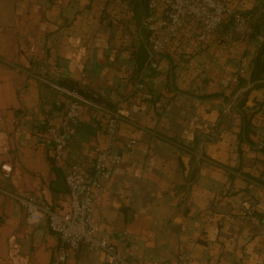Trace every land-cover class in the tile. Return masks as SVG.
<instances>
[{"label": "crops", "instance_id": "obj_1", "mask_svg": "<svg viewBox=\"0 0 264 264\" xmlns=\"http://www.w3.org/2000/svg\"><path fill=\"white\" fill-rule=\"evenodd\" d=\"M104 7L119 10L114 0H0V165H12L8 178L0 169V264L51 263L58 237L45 222L27 223L17 197L67 211L62 164L89 170L103 145V117L90 106L63 159L52 160L43 124L64 119L66 77L101 93L122 117L113 147L121 162L93 190V219L112 245L145 264H180L179 251L190 264H264V151L254 149L252 132L264 127V85L249 78L261 43L253 38L262 37L248 28L231 42L234 29L220 27L199 43L188 23L162 69L134 79L139 20L130 13L138 36L124 39L120 12L112 24L97 23ZM239 70L237 83L220 86ZM140 73L143 89L135 87ZM65 264L106 263L80 247Z\"/></svg>", "mask_w": 264, "mask_h": 264}, {"label": "built area", "instance_id": "obj_2", "mask_svg": "<svg viewBox=\"0 0 264 264\" xmlns=\"http://www.w3.org/2000/svg\"><path fill=\"white\" fill-rule=\"evenodd\" d=\"M229 15L233 16L237 31H247L245 17L231 5L230 0H146V11L139 19L140 28L148 35L141 38L147 43V58L141 71L162 69L161 58L166 52L176 50L177 35L186 24L195 25V40L206 43ZM241 73L239 70L230 78L219 79L220 86L225 88L237 83ZM146 81L148 78L140 73L135 87L143 89ZM61 89L69 96L64 119L59 123L51 120L44 123L53 145L54 159L58 162L63 159L64 149L75 134L82 113L90 106H94L95 113L103 117V145L96 149L90 172L79 164H62L68 195L67 211H57L32 195L17 197L24 208L25 221L30 224L45 222L58 237L55 258L50 264H65L71 253L80 247L101 256L106 264H145L134 259L132 253L126 255L112 245L109 235L101 233L98 222L93 219V190L109 179L121 162V155L113 152V147L122 117L115 108L93 102L75 90ZM252 132L254 149H264V127H255ZM134 143L131 139L124 148L130 149ZM0 169L2 177H10L12 165L9 161L2 162ZM17 257L18 244L13 241L9 245V258L15 261ZM177 259L180 264H190L192 257L190 253L179 251Z\"/></svg>", "mask_w": 264, "mask_h": 264}, {"label": "trees", "instance_id": "obj_3", "mask_svg": "<svg viewBox=\"0 0 264 264\" xmlns=\"http://www.w3.org/2000/svg\"><path fill=\"white\" fill-rule=\"evenodd\" d=\"M114 2H117V6L119 7L118 12H120V16L116 18L119 21V25L117 24V28L120 30L121 26V33L124 34V39H131V36L134 38V36L137 34V28L133 27L131 28V22H132V15L136 17V25L137 21L140 19V13H145L146 11V0H114ZM237 2V0H230V3ZM233 6V5H232ZM234 7V6H233ZM104 12H106L105 17L101 16L99 20H97V23L104 21L105 24L111 23L113 21V16L115 14H111L109 10H107L106 7H104ZM240 12V11H239ZM132 15H131V14ZM141 14V15H142ZM242 15H244L246 18V21L249 24V19H251V36L256 37L258 33L264 34V0H255L254 4L251 8L247 9L245 12H241ZM130 16V17H129ZM115 18V17H114ZM119 18L121 20H119ZM114 19V20H116ZM118 21H116L118 23ZM234 22V18L232 15L227 16L224 19V22L221 24V29H224L225 27L231 28L232 24ZM125 26V27H124ZM139 26V25H138ZM139 30L141 31L142 35L148 36L146 31L142 30L139 26ZM138 35H136L137 38ZM264 36V35H262ZM133 45H130L128 48L132 47ZM127 49V48H126ZM132 53L134 56L135 61V68L132 73V78L136 79L138 76V73L143 68V65L147 58V43L143 42L142 40H138V43L132 47ZM250 81L252 82H262L256 83L257 86L264 85V40H262V43L258 47V49L255 52V56L252 59L251 62V70H250ZM59 85H61L64 88H67L69 90H75L87 99L96 102V103H104L106 106L110 108H114L113 104L107 100L101 93L94 90L92 87L87 86L83 84L82 82L78 81L77 79L66 77L59 81ZM68 104V100L67 103ZM67 108V106H66ZM65 108V109H66ZM43 128L45 130V126L43 124ZM46 132V130H45ZM47 134V133H46ZM257 150V149H256ZM264 151V149L259 150ZM52 160L56 162L54 159V156H52ZM92 167V166H91ZM91 168L87 170L90 172Z\"/></svg>", "mask_w": 264, "mask_h": 264}, {"label": "rangeland", "instance_id": "obj_4", "mask_svg": "<svg viewBox=\"0 0 264 264\" xmlns=\"http://www.w3.org/2000/svg\"><path fill=\"white\" fill-rule=\"evenodd\" d=\"M254 2H255V0H237V2H234V3H232V5L234 6V8L237 10V11H240V12H245V11H247V9H249V8H251L252 7V5L254 4ZM245 15V14H244ZM243 15V16H244ZM245 17V16H244ZM246 18V17H245ZM251 19H249V24H248V22H247V28H249V29H252L251 28ZM232 28L234 29V33H232V35H231V37H230V39L229 38H227V40H231V42L232 41H239L240 39H241V36L242 35H244V34H248V33H245L246 32V30H244V31H237L236 29H235V25H234V22H233V24H232ZM248 30V29H247ZM249 31V34L252 32L251 30H248ZM258 36H261L262 37V39L260 40V39H256V38H253V42L254 41H257L256 43H255V45H257V44H259L260 43V41H261V43H262V40H264V36H262V35H264V34H260V33H258L257 34ZM248 38H251L250 36L248 37ZM226 39V38H225ZM260 43V44H261Z\"/></svg>", "mask_w": 264, "mask_h": 264}]
</instances>
